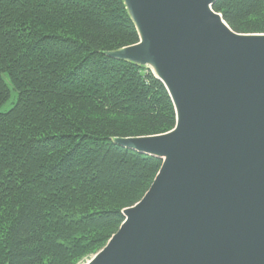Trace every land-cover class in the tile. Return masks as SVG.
I'll return each instance as SVG.
<instances>
[{
	"label": "trees",
	"instance_id": "1",
	"mask_svg": "<svg viewBox=\"0 0 264 264\" xmlns=\"http://www.w3.org/2000/svg\"><path fill=\"white\" fill-rule=\"evenodd\" d=\"M213 10L264 34V0ZM138 43L123 0H0V264H80L151 187L162 161L113 142L176 126L152 71L106 55Z\"/></svg>",
	"mask_w": 264,
	"mask_h": 264
},
{
	"label": "water",
	"instance_id": "2",
	"mask_svg": "<svg viewBox=\"0 0 264 264\" xmlns=\"http://www.w3.org/2000/svg\"><path fill=\"white\" fill-rule=\"evenodd\" d=\"M218 0H123L139 43L106 55L149 68L176 111L166 134L114 144L162 161L87 264H264V34Z\"/></svg>",
	"mask_w": 264,
	"mask_h": 264
},
{
	"label": "rangeland",
	"instance_id": "3",
	"mask_svg": "<svg viewBox=\"0 0 264 264\" xmlns=\"http://www.w3.org/2000/svg\"><path fill=\"white\" fill-rule=\"evenodd\" d=\"M5 78L7 79V77L5 76ZM12 99L1 109L2 112H5V111H8L9 109L12 108L13 104L15 103L16 101V93L13 92L12 94ZM169 133V132H168ZM98 254V253H97ZM96 254V255H97ZM95 255V256H96ZM95 256H90L88 258H86L85 260H83L80 264H87L89 263Z\"/></svg>",
	"mask_w": 264,
	"mask_h": 264
}]
</instances>
